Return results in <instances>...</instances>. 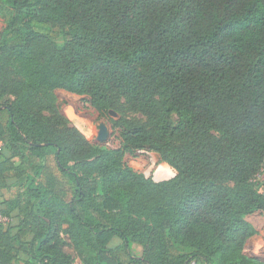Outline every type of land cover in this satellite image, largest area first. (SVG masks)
<instances>
[{"label": "trees", "instance_id": "1", "mask_svg": "<svg viewBox=\"0 0 264 264\" xmlns=\"http://www.w3.org/2000/svg\"><path fill=\"white\" fill-rule=\"evenodd\" d=\"M0 16V193L20 190L0 203L19 220L0 225V264H74L64 236L84 264H124L115 239L127 264H264L245 254L264 214V0H0ZM59 89L120 148L87 139ZM143 150L176 176L126 164Z\"/></svg>", "mask_w": 264, "mask_h": 264}, {"label": "rangeland", "instance_id": "2", "mask_svg": "<svg viewBox=\"0 0 264 264\" xmlns=\"http://www.w3.org/2000/svg\"><path fill=\"white\" fill-rule=\"evenodd\" d=\"M4 28V20L0 16V30ZM59 45L64 43L63 38H58L56 41ZM55 103L60 108L61 112L76 126L93 144H99L97 141L99 126L105 124L108 128L109 137L108 140L102 144L110 149H119L121 146V140L118 131H114L110 120L101 118L98 112L92 107L90 99L86 96H79L64 90L54 91ZM10 101L13 100L12 97L8 98ZM6 102V100H5ZM113 112V116L110 118L113 120H120L121 118L137 119L140 115H134L131 113H124V111ZM2 144L0 143V146ZM125 162L128 166L132 167L135 171L144 174L146 177H152L156 182H162L166 180L173 179L176 176V171L169 165L162 162L160 156L156 153L149 152L147 150L138 151L134 156L127 154L125 156ZM164 164L169 171L159 177L156 173L157 168ZM255 184L260 193L264 194V166L262 171L255 178ZM20 190L17 188H11L10 190L1 191L0 203L3 200L13 201L17 198ZM2 205V204H0ZM4 207L0 206V210ZM17 211L12 212V216L8 217V226H14L18 223L16 217ZM247 222H249L257 231V234L250 238L245 245V254L249 257H255L264 262V214L260 211L250 214L246 217ZM67 244L64 247L65 252L73 258L74 264H84L81 258L77 255L76 251L71 245V241L68 236H64ZM120 240L115 239L110 248L115 250V255L124 264H127L129 259L126 252L122 247L119 246ZM144 250L137 247L133 250L136 256H142ZM188 249L179 248L176 250V254L188 253ZM17 264H28V256L24 252H20L18 255Z\"/></svg>", "mask_w": 264, "mask_h": 264}, {"label": "water", "instance_id": "3", "mask_svg": "<svg viewBox=\"0 0 264 264\" xmlns=\"http://www.w3.org/2000/svg\"><path fill=\"white\" fill-rule=\"evenodd\" d=\"M0 35H1V30H0ZM110 115L113 116V112H110ZM108 137H109V133L107 126L105 124H101L99 126L97 141L99 142L100 145H102L108 140Z\"/></svg>", "mask_w": 264, "mask_h": 264}, {"label": "bare ground", "instance_id": "4", "mask_svg": "<svg viewBox=\"0 0 264 264\" xmlns=\"http://www.w3.org/2000/svg\"><path fill=\"white\" fill-rule=\"evenodd\" d=\"M168 171H169V169H168L164 164H161V165L157 168L156 173H157V175H158L159 177H163V175H164L165 173H167Z\"/></svg>", "mask_w": 264, "mask_h": 264}, {"label": "built area", "instance_id": "5", "mask_svg": "<svg viewBox=\"0 0 264 264\" xmlns=\"http://www.w3.org/2000/svg\"><path fill=\"white\" fill-rule=\"evenodd\" d=\"M8 223V217L0 213V225H6Z\"/></svg>", "mask_w": 264, "mask_h": 264}]
</instances>
